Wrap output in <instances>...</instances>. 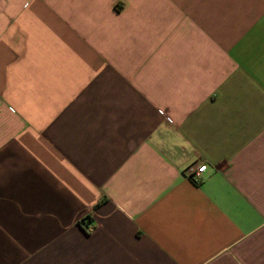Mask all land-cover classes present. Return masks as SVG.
I'll list each match as a JSON object with an SVG mask.
<instances>
[{
  "label": "crops",
  "instance_id": "obj_1",
  "mask_svg": "<svg viewBox=\"0 0 264 264\" xmlns=\"http://www.w3.org/2000/svg\"><path fill=\"white\" fill-rule=\"evenodd\" d=\"M0 264H264V0H0Z\"/></svg>",
  "mask_w": 264,
  "mask_h": 264
},
{
  "label": "built area",
  "instance_id": "obj_2",
  "mask_svg": "<svg viewBox=\"0 0 264 264\" xmlns=\"http://www.w3.org/2000/svg\"><path fill=\"white\" fill-rule=\"evenodd\" d=\"M206 169H207V165L205 163H202L196 167L191 168L189 172V176L193 180H200ZM89 230L91 231L92 229Z\"/></svg>",
  "mask_w": 264,
  "mask_h": 264
}]
</instances>
